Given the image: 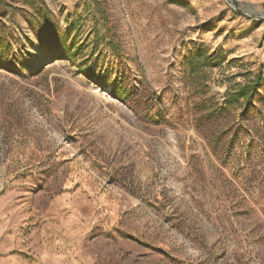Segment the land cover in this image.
<instances>
[{
  "label": "rangeland",
  "instance_id": "obj_1",
  "mask_svg": "<svg viewBox=\"0 0 264 264\" xmlns=\"http://www.w3.org/2000/svg\"><path fill=\"white\" fill-rule=\"evenodd\" d=\"M0 264H264V0H0Z\"/></svg>",
  "mask_w": 264,
  "mask_h": 264
},
{
  "label": "trees",
  "instance_id": "obj_2",
  "mask_svg": "<svg viewBox=\"0 0 264 264\" xmlns=\"http://www.w3.org/2000/svg\"><path fill=\"white\" fill-rule=\"evenodd\" d=\"M257 82H251V83H245L243 84L238 90L233 91L232 94H230L232 97L241 98L243 96H248L250 98V95L252 91L256 88Z\"/></svg>",
  "mask_w": 264,
  "mask_h": 264
}]
</instances>
